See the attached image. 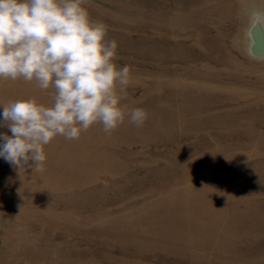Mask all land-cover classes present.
<instances>
[{
	"label": "rangeland",
	"instance_id": "1",
	"mask_svg": "<svg viewBox=\"0 0 264 264\" xmlns=\"http://www.w3.org/2000/svg\"><path fill=\"white\" fill-rule=\"evenodd\" d=\"M85 7L148 119L56 136L43 172L0 157V264H264V0ZM54 95L0 79V113Z\"/></svg>",
	"mask_w": 264,
	"mask_h": 264
},
{
	"label": "clouds",
	"instance_id": "2",
	"mask_svg": "<svg viewBox=\"0 0 264 264\" xmlns=\"http://www.w3.org/2000/svg\"><path fill=\"white\" fill-rule=\"evenodd\" d=\"M87 0H0V79H35L55 89L50 107L34 98L10 101L0 113V157L15 169L44 171L45 146L56 136L78 139L101 124L110 134L127 116L137 127L148 114L126 110L121 101L130 70L114 63L115 39L93 19ZM255 26H262L256 10Z\"/></svg>",
	"mask_w": 264,
	"mask_h": 264
},
{
	"label": "water",
	"instance_id": "3",
	"mask_svg": "<svg viewBox=\"0 0 264 264\" xmlns=\"http://www.w3.org/2000/svg\"><path fill=\"white\" fill-rule=\"evenodd\" d=\"M256 37H255V40H256V42L258 43V46H257V49H258V51H259V48H260V36H259V34L258 33H256Z\"/></svg>",
	"mask_w": 264,
	"mask_h": 264
}]
</instances>
